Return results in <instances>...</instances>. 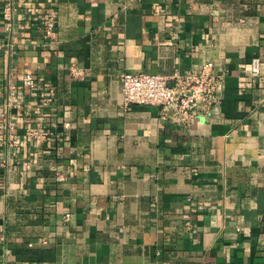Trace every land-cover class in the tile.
Instances as JSON below:
<instances>
[{"label": "crops", "instance_id": "1", "mask_svg": "<svg viewBox=\"0 0 264 264\" xmlns=\"http://www.w3.org/2000/svg\"><path fill=\"white\" fill-rule=\"evenodd\" d=\"M208 61L190 126L123 107L124 72ZM0 264H264V0H0Z\"/></svg>", "mask_w": 264, "mask_h": 264}, {"label": "built area", "instance_id": "2", "mask_svg": "<svg viewBox=\"0 0 264 264\" xmlns=\"http://www.w3.org/2000/svg\"><path fill=\"white\" fill-rule=\"evenodd\" d=\"M13 6L6 5L4 17L7 19V29L13 25ZM46 35L52 37L56 33V12L52 10L45 21ZM261 70V59H252V73L258 75ZM71 74L77 76L81 70L75 66L71 67ZM227 73L216 71L215 64L208 61L201 68L190 71L176 70L172 75L154 74L148 72H124L121 75L123 107L130 108L134 104H148L162 106L161 117L164 120L182 126H190L192 120L197 116H205L212 108L218 105L226 89ZM26 88L36 87V78L32 73H26L22 80ZM41 97L46 101H52L51 95L41 93ZM36 111L41 109L38 107ZM4 120L13 125L3 114ZM70 127L69 123L65 124ZM52 134L51 130H33L29 135L40 144ZM16 144H20L19 138L15 139ZM59 179H63L59 176ZM70 213L65 215V220L69 221Z\"/></svg>", "mask_w": 264, "mask_h": 264}]
</instances>
